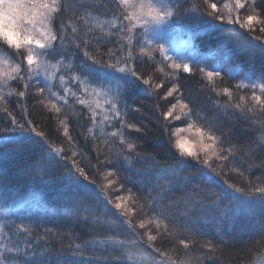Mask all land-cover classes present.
<instances>
[{"label": "snow or ice", "instance_id": "snow-or-ice-1", "mask_svg": "<svg viewBox=\"0 0 264 264\" xmlns=\"http://www.w3.org/2000/svg\"><path fill=\"white\" fill-rule=\"evenodd\" d=\"M113 3V18L110 21H100L93 16L91 7L84 3V0H0V47H4L10 55L9 59L0 57V105H3L0 112L8 118V124L0 127V133H20L8 142L11 143V148L8 143L0 146V154L7 164L11 160H23L38 152V158L23 170L25 174L35 171L44 175L56 168H68L70 165L69 179L83 192L71 205L73 216L77 219L83 218L85 222L91 219L93 223L100 222L101 217H104L103 222L109 228L122 229L131 234L128 239H110L100 241L101 244L110 242L119 248L128 245L143 247L146 244L147 248L153 249L163 258L157 261L151 252L146 251L145 259H150L151 264H204L205 260L212 259L217 246L210 240L205 241L199 248L206 251L193 256L194 249L190 245L196 244L200 233L187 225H181L180 216H190L193 211L205 207H219L223 200H227L229 205L234 204L237 211L247 214L250 212L251 203L247 197H254L259 205L264 207V177H257L255 181L247 179L235 163L238 151L241 155L247 153L250 158L254 157L257 151L264 153V72L256 79L249 76L247 83L243 80L237 83L234 95L231 87L216 88L215 78H224L214 67L200 66L203 58H193L190 61L175 59L168 55L164 44L154 42L148 36L150 32L156 33L162 26L170 25L177 17L198 15L210 29L227 32L230 37H235L240 46L249 52L250 59L256 56L264 59V4H259L258 0H191V3L189 0H183V3L178 2L175 6L170 3H158L156 0H113ZM185 4L188 6L185 7ZM107 7L106 4L105 8ZM237 25L244 32L236 30ZM112 29L116 31L113 32ZM140 29L143 31H139ZM96 30L99 35H95ZM113 36L118 38L117 47L109 48L106 53L101 52V42L110 43ZM137 47L141 55H147L153 61L156 59L155 54H159L162 58L160 63L164 66L158 70L162 73L165 67L172 70L165 75L171 76L181 71L188 74H195L196 71L202 73L216 95L228 97L225 108L233 110L230 114L238 113L240 119L247 120L250 126L259 132L247 145L233 144L225 147L221 136H217L211 129L197 126L193 119V110L183 103L181 98H177L171 107L161 113L163 120H180L183 116L191 122L188 123L187 129H177L176 133H173L177 135L172 145L178 153L177 162L174 167L162 169L160 178L181 177L186 183H191L195 173L183 176V162L190 160L201 166L198 169L201 173L206 169L216 176L224 175L225 167L231 165L228 171L244 177L247 180L246 186L225 180L224 183L232 189L231 192L213 193L200 189L206 191L210 199L186 189L189 199L182 198L185 209L180 215H177L175 210L162 206L170 188L162 189L155 197L148 193L146 199L148 207L152 208V214L148 219L133 223L130 217L135 209L129 207L128 202L135 204L136 194L131 188H127L125 183L120 182L117 165L121 163V158L133 165L134 159H142L144 154L137 150V145L128 139L125 133V129L141 131L126 119L128 109L131 108L125 99L126 92L141 83L153 91L160 89L163 84L153 83L152 75H142L137 70L134 64V52ZM13 82L16 87H13ZM6 89L9 90L7 95L15 92L17 98H37V103L42 105V111L46 109L51 114L49 119L56 120L57 133L62 129L64 140L61 145L66 142L70 146V153L63 146L55 144L51 139L50 130L45 131L46 127L51 129L52 125H42L34 121L26 105L21 106V113L14 114V109L10 110L6 106ZM178 92L179 85L173 83L160 98L168 100ZM77 104L82 106L76 116L77 123L85 120L90 122L91 127L87 128V132L92 134L93 140L99 141L93 149L96 152L95 164L85 163L90 162V157L78 150L75 138L70 135L71 118L65 109L72 108L74 111ZM177 108L179 112L176 111ZM106 125L114 130L106 131ZM192 129H195L198 139L195 146H190L189 150L186 148L188 141L178 133ZM102 145L108 146L107 152L102 150ZM113 149L115 160L111 158ZM61 161L64 163L61 164ZM101 164L112 167L106 168L103 173L105 183L98 184L94 177L100 171ZM260 166L264 167V159L261 160ZM89 185H95L99 193H90ZM115 185H118L115 191H124L126 194L110 197L108 190ZM196 187L199 188V185ZM236 193L240 195L237 196ZM101 196L103 207L98 215L94 208L86 206V202L91 200L98 207ZM171 203L178 204L177 201ZM153 204L155 207H152ZM144 207L141 205L142 209ZM0 211H7V208H0ZM82 213L87 215L82 216ZM220 215L223 216L224 213ZM215 223L218 226V221ZM170 224L178 225L179 228L170 229ZM7 227V221L0 223V264H48L44 257L50 253H44L42 256L27 240L25 247L18 246L5 231ZM16 228L29 236L32 234L31 228L22 222L16 225ZM141 229L145 231L141 233ZM153 229L157 235L153 234ZM178 230L187 233L178 241L186 252L183 257L177 256L173 259L169 251L154 247V243L158 235L174 236ZM261 232L264 233V221L261 222ZM260 243L264 248V239ZM81 251L82 245L77 244L73 254H80ZM93 258L98 264H109L110 260H121L123 253ZM127 258L131 260V254ZM55 264L83 262L57 260Z\"/></svg>", "mask_w": 264, "mask_h": 264}, {"label": "trees", "instance_id": "trees-1", "mask_svg": "<svg viewBox=\"0 0 264 264\" xmlns=\"http://www.w3.org/2000/svg\"><path fill=\"white\" fill-rule=\"evenodd\" d=\"M183 3V0H166L175 6L177 3ZM84 3L89 5L94 17L100 21H110L112 17V9L114 8L113 0H84ZM191 3V0H189ZM259 4H264V0H258ZM107 4V8L105 5ZM185 7L188 5L185 4ZM126 23V22H125ZM107 28V24H105ZM236 30L244 32L235 26ZM170 30L163 32L162 28L159 39H154L153 34L149 33L148 38L154 42L164 44L166 47V39L170 43L168 55L175 59H181L180 55H189V49L181 43L182 38L190 37L192 41L191 49L195 50L194 56L183 59L190 61L193 58H203L200 66L207 65L209 68H215L221 72L224 78H215L216 88L231 87L235 95V85L240 81L251 76L252 79L264 72V59L259 56L254 58L249 57V52L240 46L235 37H230L227 32H216L204 23V20L198 15H184L172 20ZM113 32L116 29H112ZM139 31H143L140 29ZM99 31H95V35H99ZM138 36V33H137ZM113 36L110 38V43L100 44V50L106 53L109 48L117 47L116 40ZM251 39V37H249ZM255 42V41H253ZM95 43V40H93ZM256 43V42H255ZM14 51V50H13ZM184 52V53H182ZM136 59L134 64L137 70L142 75H152L153 83H161L162 87L153 91L147 85L142 83L134 88L128 89L126 92V101L131 108L128 109L126 119L134 123L140 132L134 129H125V133L132 142L137 145V150L144 154V157L135 158L133 165L124 162L121 158V163L117 165L120 177V182L126 184L127 188H131L136 194V203L128 202V206L135 209V212L130 217L133 223H138L140 219H148L152 214V208L148 207L147 194L151 193L153 197L157 192L164 188H170L167 192L162 206L165 209L175 210L177 215H180L185 209L182 198L189 199L186 195V189L189 192H198L205 199H210L206 191L210 190L213 193L231 192L227 184L236 183L240 186H246L247 180L240 177L238 173L228 171L231 165L225 167V174L216 176L209 173L206 169L201 173L198 169L201 168L195 161L184 160L183 176L187 177L191 173H195L191 183H186L181 177L166 176L160 178L162 169L165 167H174L178 153L172 146V133L175 130L184 128L190 123L185 117L180 120L169 119L165 122L161 113L171 107L172 103L176 102L177 98H181L183 103L189 105L193 110V119L197 126L204 129H211L217 136H221L225 142L224 146L231 145H247L255 139L259 132L249 122L239 118V114L231 115L232 109H226L225 104L228 102V97L225 95H216L212 91V86L206 80L204 75L198 71L195 74L173 73L171 76L165 73L172 72L171 69L165 67L162 73L158 69L163 67L160 63L161 57L156 55L155 61L151 60L147 55H141L137 47L134 52ZM0 55L3 58L9 59V51L4 47H0ZM82 55V53L80 54ZM107 58L106 56L104 57ZM195 67V66H194ZM254 74V75H253ZM173 83H177L180 88L178 92L168 100H163L162 97ZM13 87H16L13 82ZM23 85H20L22 90ZM9 90H5L7 92ZM34 94V89L32 90ZM159 93V95H157ZM178 96V97H177ZM71 104V101H70ZM26 105L28 112L31 113V118L42 125H52L51 129L45 128V131H51V139L57 146H63L70 153V146L64 140L62 129L57 133L56 120L49 119L51 116L46 109L42 111V105L37 103V98L25 97L17 98L15 92L7 95L6 106L14 109V114L21 113V106ZM3 105H0L2 107ZM82 106L75 105V110L72 108L65 109L71 118L70 135L76 142L79 151L90 157V162L85 163L95 164L96 152L93 150L95 145L99 143L92 139V134L87 132V128L91 127V123L87 120L77 123L76 116L81 111ZM140 109V111H136ZM179 112V108L176 109ZM63 118V115L61 116ZM100 119L99 117L97 118ZM8 124V118L0 112V127ZM106 131L114 130L111 126H105ZM19 132H9L7 134L0 133V146L8 143L12 138L18 137ZM57 135L59 139H57ZM11 148V143H8ZM104 152L108 151L107 145H102ZM115 149H113L112 159L115 160ZM39 153H34L31 157L23 160H11L7 164L4 163L3 155L0 154V208H7V211H0V223L8 222V227L5 231L11 237L12 241L20 247H25V240L33 244L41 255L50 253L44 258L48 264H55L60 261H82L83 264H98L93 257L123 253V258L118 261H109V264H151L150 259H145V252H151L152 256L157 261L163 258L153 249L143 247H135L128 245L125 248H119L112 245L110 242L101 244L100 241H110V239L125 240L131 238V234L122 229L109 228L101 217L100 222L93 223L91 219L85 222L83 218L77 219L71 212V205L76 201L77 196H82L83 192L80 188L72 183L69 179V168L59 167L54 171H50L41 175L39 172L32 171L30 174H25L23 171L26 166L31 165L38 158ZM134 155V154H133ZM103 158V157H101ZM154 158V159H153ZM183 160V158H180ZM264 159V153L257 151L254 157H249L247 153L241 155L236 153V166L245 173L247 179L255 181L257 177H264V167L260 166L261 160ZM64 162L61 161V164ZM251 164V166H250ZM100 171L95 174V179L98 184H103V171L112 166L101 164ZM91 170V168H90ZM86 183V182H85ZM199 185V188L196 187ZM112 189L114 196L126 194L124 191L117 192ZM90 193H99V189L95 185H89ZM109 195V193H108ZM235 195L239 196V193ZM110 196V195H109ZM111 197V196H110ZM101 203L97 207L91 200L86 202V206L94 208L99 215L103 207V197L100 198ZM172 201H177L178 204H172ZM141 205L145 207L142 209ZM111 207V206H109ZM152 207H155L153 204ZM113 211H115L113 209ZM240 211L235 209L234 204L229 205L227 200H223L219 207L211 206L193 211L190 216H180L181 225H187L196 229L200 235L197 237L196 244L190 245L194 249L193 256L199 255L206 251L199 248V245L205 241H212L217 246V251L212 255L211 260H205L204 264H251L259 257L264 248L261 246V241L264 239V233L261 232V222L264 221V216H258L255 223L258 226L253 227L250 231H243L238 227L236 221ZM224 213V215H220ZM87 213H82V216ZM218 221V226L215 223ZM23 223L30 227L32 234L17 231L16 225ZM151 227V226H149ZM179 228L178 225L170 224L169 228ZM9 228L11 231H9ZM143 233L145 230H139ZM153 234L157 235L153 229ZM187 233L177 231L174 236L158 235L154 247H160L163 250L169 251V255L175 259L177 256L183 257L186 250L179 244V239L184 238ZM146 240V237H144ZM77 244L82 245L80 254L74 255L73 249ZM131 254V260L127 257Z\"/></svg>", "mask_w": 264, "mask_h": 264}, {"label": "rangeland", "instance_id": "rangeland-1", "mask_svg": "<svg viewBox=\"0 0 264 264\" xmlns=\"http://www.w3.org/2000/svg\"><path fill=\"white\" fill-rule=\"evenodd\" d=\"M156 2H158V3H161V2L166 3V0H156ZM161 28H162L163 32H166V31L169 32V31H171L170 30V25L162 26ZM161 28H159L158 32H156V33H151L150 32L151 34L154 35L153 36L154 39L157 40L160 37H162V36L159 35V31H160ZM190 39L191 38L188 37V36L186 38H182L181 39V43L185 46V48L189 49V51H188L189 55H185V54L180 55V58L181 59H185V58L194 56L196 54V51L195 50H193V51L190 50L191 49V45H192V41ZM168 40H171V39L168 37ZM168 40L166 39V42H167L166 44L170 48V43L171 42H169ZM253 43H255V42H253ZM167 45H166V48L169 49L167 47ZM182 53H184V52H182ZM0 57H2V55H0ZM255 79H256V77H255ZM243 81L245 83H247V79H246V81L245 80H243ZM175 95L176 94H174V96ZM177 95H179V94L177 93ZM181 129H187V126L184 127V128H181ZM174 133H176V130L174 131ZM178 135L181 136V137H183V138H185L188 141V143L186 144V148H189V150H191V147H194L195 146V142L198 139L197 134L195 132V129H192L190 131L180 132V133H178ZM171 137H172V140L175 142V140L177 138V135H174L172 133V136ZM104 172L105 171H103V173ZM103 180H104V178H103ZM108 193H109V195L111 197H115L111 188L108 190ZM247 199L251 202L250 203V212L247 213V214L246 213H243V212H239L238 213L239 214L238 221H236V224L238 225V227L241 228L243 231H250V230L254 229L253 227L258 226V224L255 223V219L258 216H264V207H261L259 205L258 200H256L254 197H247ZM262 218H264V217H262ZM251 264H264V251Z\"/></svg>", "mask_w": 264, "mask_h": 264}]
</instances>
